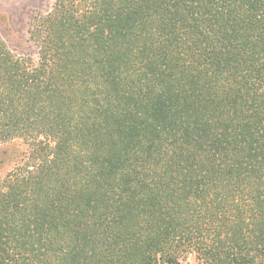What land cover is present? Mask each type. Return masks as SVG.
<instances>
[{
  "label": "trees",
  "instance_id": "trees-1",
  "mask_svg": "<svg viewBox=\"0 0 264 264\" xmlns=\"http://www.w3.org/2000/svg\"><path fill=\"white\" fill-rule=\"evenodd\" d=\"M0 35V264H264V0H54Z\"/></svg>",
  "mask_w": 264,
  "mask_h": 264
},
{
  "label": "rangeland",
  "instance_id": "rangeland-1",
  "mask_svg": "<svg viewBox=\"0 0 264 264\" xmlns=\"http://www.w3.org/2000/svg\"><path fill=\"white\" fill-rule=\"evenodd\" d=\"M54 0H0V35L18 56L37 57L34 44L29 38V24L33 16L47 13ZM27 147L21 140L0 144V180L22 163ZM185 264H194L192 254L185 257Z\"/></svg>",
  "mask_w": 264,
  "mask_h": 264
}]
</instances>
